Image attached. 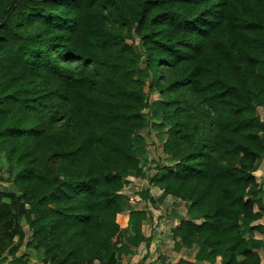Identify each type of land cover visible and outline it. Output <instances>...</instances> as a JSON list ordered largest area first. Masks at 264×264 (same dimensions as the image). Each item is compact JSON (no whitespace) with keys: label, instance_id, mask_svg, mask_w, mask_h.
<instances>
[{"label":"trees","instance_id":"obj_1","mask_svg":"<svg viewBox=\"0 0 264 264\" xmlns=\"http://www.w3.org/2000/svg\"><path fill=\"white\" fill-rule=\"evenodd\" d=\"M260 107L264 0H0V155L27 245L58 264H121L145 240L122 191L147 176L146 110L173 165L150 183L186 205L177 247L261 264Z\"/></svg>","mask_w":264,"mask_h":264},{"label":"crops","instance_id":"obj_2","mask_svg":"<svg viewBox=\"0 0 264 264\" xmlns=\"http://www.w3.org/2000/svg\"><path fill=\"white\" fill-rule=\"evenodd\" d=\"M152 177L136 178L129 187L133 186L134 183H141L142 180L145 182L143 184L145 186L135 194L133 192L125 193L126 187L122 191L130 198L131 206L135 210L146 212L147 219L141 226V234L145 240L141 243L142 245H130V253L123 255L121 264H153L157 260L166 264H198L196 262V255L199 250L197 244H193L191 247H177L179 237L175 235V230L180 226L179 217L186 214V205L180 207L177 203L185 204V202L170 195H163L160 188L151 185L150 178ZM4 183L8 186L10 193L16 192L10 183ZM145 192L148 194L147 198L142 196V193ZM255 209L257 210L258 207L255 206ZM202 221L201 218L196 219L198 225ZM256 224L257 222L253 223V225ZM13 228L14 226H11L9 231ZM21 229L23 233L17 229L12 232L13 236L10 239L9 246L0 256V264H15L12 262L13 258L21 256H25L23 262H16V264H58L54 259H46L43 251L28 246L27 243L32 238L31 231L25 228L24 225ZM253 234L256 239L264 241V231L255 230ZM258 253L261 257V264H264V247L259 249ZM64 264H99V262L86 261L79 263L69 261Z\"/></svg>","mask_w":264,"mask_h":264},{"label":"rangeland","instance_id":"obj_3","mask_svg":"<svg viewBox=\"0 0 264 264\" xmlns=\"http://www.w3.org/2000/svg\"><path fill=\"white\" fill-rule=\"evenodd\" d=\"M134 42L139 44V39L135 38ZM129 43H132V40H129ZM157 96V92L151 94L153 99L157 98ZM258 111L259 114L264 118V108L260 107ZM145 114L149 118V124L141 131V134L146 140L148 154L145 157V161L143 162V167L147 176H154V174L157 172V165L162 167L167 166L171 169L173 168V165L168 164V161H166V155L163 152V141L160 139L161 137L163 139L166 138V131H161L153 127L152 124L155 122V120L152 118L148 110L145 111ZM258 170L254 173V175L257 179L262 180L264 178V157L258 164ZM9 172L10 166L7 165L4 157L0 155V193L3 194L2 202L0 203V251L2 250L3 244L10 239L11 235H13L12 232L17 229L23 233L21 229L23 226L21 215L24 202L19 198V195L16 193L17 191L10 193L8 186L4 185V182H8ZM140 182L141 183L138 184L134 183V185L130 187L129 185L125 186V193H137L143 188V186H145L143 185L145 184L143 180ZM177 205L180 207L185 206V204L182 203H177ZM11 226H14V228L9 231Z\"/></svg>","mask_w":264,"mask_h":264},{"label":"built area","instance_id":"obj_4","mask_svg":"<svg viewBox=\"0 0 264 264\" xmlns=\"http://www.w3.org/2000/svg\"><path fill=\"white\" fill-rule=\"evenodd\" d=\"M257 179V178H256ZM257 182L259 183L260 185V188L263 190L264 192V178L261 180V179H257ZM153 264H166V263H160L158 260L153 262Z\"/></svg>","mask_w":264,"mask_h":264}]
</instances>
